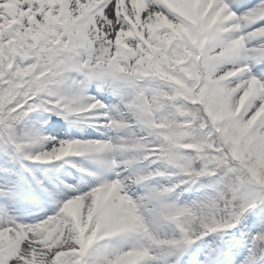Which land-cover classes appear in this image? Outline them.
I'll return each mask as SVG.
<instances>
[{
	"label": "snow or ice",
	"instance_id": "obj_1",
	"mask_svg": "<svg viewBox=\"0 0 264 264\" xmlns=\"http://www.w3.org/2000/svg\"><path fill=\"white\" fill-rule=\"evenodd\" d=\"M0 264H264V0H0Z\"/></svg>",
	"mask_w": 264,
	"mask_h": 264
}]
</instances>
